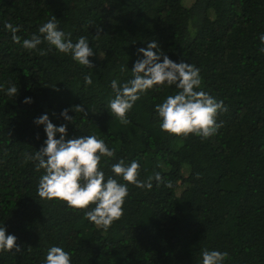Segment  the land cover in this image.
Wrapping results in <instances>:
<instances>
[{"label":"trees","instance_id":"1","mask_svg":"<svg viewBox=\"0 0 264 264\" xmlns=\"http://www.w3.org/2000/svg\"><path fill=\"white\" fill-rule=\"evenodd\" d=\"M52 16L73 43L88 39L91 69L49 50L47 42L22 48ZM6 23L20 28V44ZM262 35L264 0H0V226L20 248L0 252V264H44L53 246L68 252L71 264H202L203 249L227 252L223 264H264ZM151 42L170 60L198 68L195 90L223 101L227 111L218 114L222 126L215 135L161 131L154 109L178 94L175 85L141 94L128 124L111 113V81L130 80L143 59L137 49ZM11 85L18 88L15 97L5 94ZM25 98L31 103H22ZM78 105L85 112L69 111L70 123L60 116ZM44 114L57 127L67 124L66 140L95 135L114 150L99 164L105 182L126 183L111 167L135 160L139 180L158 172L172 187L128 184L123 215L107 230L85 219L94 205L73 210L40 199L44 170L26 157L47 138L34 123Z\"/></svg>","mask_w":264,"mask_h":264},{"label":"clouds","instance_id":"2","mask_svg":"<svg viewBox=\"0 0 264 264\" xmlns=\"http://www.w3.org/2000/svg\"><path fill=\"white\" fill-rule=\"evenodd\" d=\"M5 28L12 33V40L16 44L21 39L16 35L20 28L6 23ZM97 30V37L99 32ZM39 35L33 34L30 39L23 40L22 48L37 50L44 42L54 47L60 53L71 54L73 61L87 68L93 64L89 57L94 55L89 47L88 39L84 36L73 43L71 34H65L58 30L57 19L52 16L38 29ZM264 52V35L260 37ZM155 49V51H154ZM143 59H138L131 70L132 78L120 85L116 79L111 81L110 87L114 98L109 100L108 108L121 124H128L127 113L134 103L140 99L141 94L154 86L175 85L180 91L175 96H168L162 104H157L154 111L161 123V131L173 136L187 137L195 135L201 139H207L215 135L222 124L217 123V116L226 112L223 101H217L204 91H196L201 85L199 69L189 63H176L168 58L158 48L155 42L148 44L147 48L137 49ZM40 55H46V51L39 50ZM162 59V62H160ZM124 71V69H121ZM85 84L91 85V75L84 77ZM0 90H4L0 85ZM9 97L18 94V88L11 85L5 90ZM22 103H31V98H25ZM84 113L82 105L71 109H64L60 116L71 122L73 116L69 111ZM36 125H43L46 140L44 145L35 155L29 154L26 159L37 161L36 170H44L40 177L37 195L42 200L60 201L73 210H85L94 205L91 210L85 212V219L96 226L107 230L111 224L119 220L123 215V204L128 196V184L137 188L151 189L153 181L157 186L163 184L171 188L172 182L165 181L160 173L139 180V164L133 160L125 165L121 160L111 167L112 173L121 177L126 183H119L117 179L109 177L105 182L104 172L100 170L101 157H113L114 150H110L103 140L95 135H84L75 139L66 140L67 124L59 127L50 122L47 114L34 120ZM59 134V139L55 137ZM20 252L14 235H6V229L0 226V252ZM227 252L203 249L201 251L202 264H223L227 258ZM44 264H71L70 254L61 247H51L46 255Z\"/></svg>","mask_w":264,"mask_h":264},{"label":"rangeland","instance_id":"3","mask_svg":"<svg viewBox=\"0 0 264 264\" xmlns=\"http://www.w3.org/2000/svg\"><path fill=\"white\" fill-rule=\"evenodd\" d=\"M179 193V191H177V194Z\"/></svg>","mask_w":264,"mask_h":264}]
</instances>
